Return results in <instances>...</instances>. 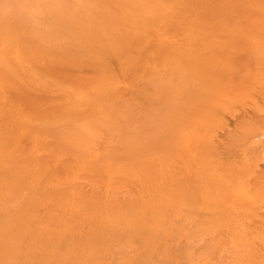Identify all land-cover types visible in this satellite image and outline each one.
Masks as SVG:
<instances>
[{"label":"bare ground","instance_id":"obj_1","mask_svg":"<svg viewBox=\"0 0 264 264\" xmlns=\"http://www.w3.org/2000/svg\"><path fill=\"white\" fill-rule=\"evenodd\" d=\"M0 264H264V0H0Z\"/></svg>","mask_w":264,"mask_h":264}]
</instances>
